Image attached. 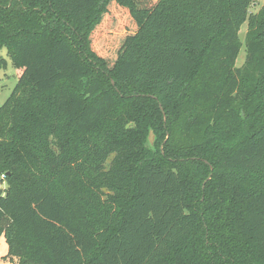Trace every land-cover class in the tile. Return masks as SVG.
Returning <instances> with one entry per match:
<instances>
[{"label":"trees","instance_id":"1","mask_svg":"<svg viewBox=\"0 0 264 264\" xmlns=\"http://www.w3.org/2000/svg\"><path fill=\"white\" fill-rule=\"evenodd\" d=\"M253 2L0 0L22 69L0 107L4 260L264 264Z\"/></svg>","mask_w":264,"mask_h":264},{"label":"rangeland","instance_id":"2","mask_svg":"<svg viewBox=\"0 0 264 264\" xmlns=\"http://www.w3.org/2000/svg\"><path fill=\"white\" fill-rule=\"evenodd\" d=\"M263 7H264V0H254L253 4L250 7V12L257 13ZM247 29H248V23L246 22L242 25L239 33L240 40L242 42V47L238 55V58L236 60L237 67H242L247 59V50L245 46ZM117 31L123 32L124 28H121L120 30L117 29ZM0 58L4 59V64L0 65V107H1L11 96L15 86L19 81V77L21 76L22 69L13 62L6 48L0 49ZM3 178L4 177H2V181L0 182V188L2 190H5L7 185L5 179ZM1 237L2 239L0 240V255H4L5 253L6 254L8 253V247H7L8 245L5 236L3 235Z\"/></svg>","mask_w":264,"mask_h":264},{"label":"crops","instance_id":"3","mask_svg":"<svg viewBox=\"0 0 264 264\" xmlns=\"http://www.w3.org/2000/svg\"><path fill=\"white\" fill-rule=\"evenodd\" d=\"M1 239H2V237L0 238V240ZM1 254H3V253H1ZM6 255H7L6 253L4 255H0V264H10L9 261H6V260L3 259V257L6 256Z\"/></svg>","mask_w":264,"mask_h":264},{"label":"water","instance_id":"4","mask_svg":"<svg viewBox=\"0 0 264 264\" xmlns=\"http://www.w3.org/2000/svg\"><path fill=\"white\" fill-rule=\"evenodd\" d=\"M150 140L151 142H154V135L151 133V136H150Z\"/></svg>","mask_w":264,"mask_h":264}]
</instances>
